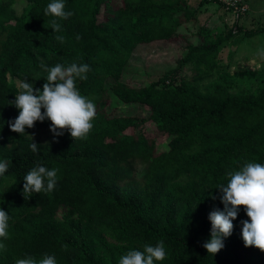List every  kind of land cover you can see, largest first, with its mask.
<instances>
[{"label": "trees", "instance_id": "16d2710c", "mask_svg": "<svg viewBox=\"0 0 264 264\" xmlns=\"http://www.w3.org/2000/svg\"><path fill=\"white\" fill-rule=\"evenodd\" d=\"M15 2L0 0V160L8 164L0 174V208L9 216L0 264L43 254L57 264H118L127 250L157 241L166 255L154 264H264V251L245 247L240 237L248 219L243 205L223 248L211 254L203 247L208 213L223 209L215 187L226 182L224 173L264 163V78L254 91L233 94L229 65L219 57L239 42L237 33L253 36L264 26L238 27L209 43L187 41L178 65H189L191 75L178 78L173 69L136 87L123 79L136 47L177 36L180 25L197 17L189 0H119L116 7L114 0H65L72 15L57 18L55 32L43 14L48 0H27L19 14ZM72 62L89 65L87 78L75 81L95 105L89 132L73 138L65 128L54 135L47 119L25 133L11 131L8 122L19 110L9 101L20 82L40 88L41 64ZM111 98L146 105L150 113L110 115ZM150 120L168 135L166 150L158 152L143 131ZM41 131L52 138L42 140ZM36 163L57 169L55 186L23 193L22 178Z\"/></svg>", "mask_w": 264, "mask_h": 264}, {"label": "clouds", "instance_id": "9594fccd", "mask_svg": "<svg viewBox=\"0 0 264 264\" xmlns=\"http://www.w3.org/2000/svg\"><path fill=\"white\" fill-rule=\"evenodd\" d=\"M65 0H48L43 9L45 16H51L50 28L53 32L60 29L57 18L67 19L72 15L71 10H64ZM79 39V36L76 37ZM62 39V37H57ZM257 54L264 56V48L257 49ZM40 68L46 72L45 82L40 88L34 89L33 83L22 80L14 99L9 101L16 109L17 116L8 122V127L16 133H25V127H33L34 121L47 119L49 130L54 135L62 134L67 129L73 138L85 136L92 128L95 116V105L82 95L75 86L76 79L87 78L89 71L87 63L72 62L67 65L56 63L48 66L41 64ZM43 109V111H41ZM29 148L37 151V144L30 143ZM8 164L0 160V174L7 170ZM55 168H46L36 163L23 176L22 192L36 193L41 190L51 191L56 183ZM224 175L226 182L218 183L215 187L219 191V200L223 209H213L207 219L210 222L209 238L203 243L207 253L215 254L223 248V239L231 234L233 223L239 208L244 206V213L248 217L242 220L240 237L245 247L254 246L264 251V163L249 161L238 169L227 170ZM9 216L0 208V238H7ZM4 248L0 239V250ZM166 255L162 241L144 244L143 250L135 248L127 250L119 257L118 264H154L163 260ZM13 264H57L51 254H43L39 259L32 256L17 258Z\"/></svg>", "mask_w": 264, "mask_h": 264}, {"label": "rangeland", "instance_id": "374dc122", "mask_svg": "<svg viewBox=\"0 0 264 264\" xmlns=\"http://www.w3.org/2000/svg\"><path fill=\"white\" fill-rule=\"evenodd\" d=\"M232 1L211 0L200 5L203 0H189L191 6L199 9L196 19L180 25L177 36L168 41L138 45L124 70L125 82L136 87L143 86L173 69H176L178 78L187 77L191 75L192 68L178 65L187 41L209 43L227 35L230 30L236 31L238 27L249 31L264 26V0H237L235 4ZM115 3L119 0H114V7L117 6ZM27 4V0H16L17 14ZM237 39L239 42L223 48L219 57L222 63L229 65L226 73L229 75L230 92L243 94L254 91L264 78V56L257 54V49L264 48V32L253 36L237 33ZM217 75L215 73L209 79ZM108 103L110 115H131L141 119L147 118L150 113L146 105L125 104L117 98L109 99ZM142 129L147 137L156 141L158 152L168 148V135L161 132L153 121H147ZM37 136L50 140L53 135L50 131H41Z\"/></svg>", "mask_w": 264, "mask_h": 264}, {"label": "built area", "instance_id": "2783aa9c", "mask_svg": "<svg viewBox=\"0 0 264 264\" xmlns=\"http://www.w3.org/2000/svg\"><path fill=\"white\" fill-rule=\"evenodd\" d=\"M237 2V0H233L232 3L235 4Z\"/></svg>", "mask_w": 264, "mask_h": 264}]
</instances>
